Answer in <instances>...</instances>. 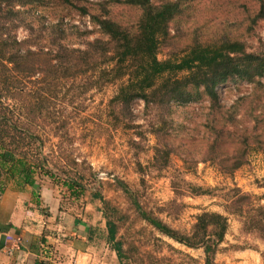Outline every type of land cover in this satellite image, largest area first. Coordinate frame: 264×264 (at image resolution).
Returning <instances> with one entry per match:
<instances>
[{
  "label": "rangeland",
  "instance_id": "374dc122",
  "mask_svg": "<svg viewBox=\"0 0 264 264\" xmlns=\"http://www.w3.org/2000/svg\"><path fill=\"white\" fill-rule=\"evenodd\" d=\"M2 1L4 11L15 5L19 13L13 22L19 38L33 35L41 48L58 49L53 43L63 42L78 49L106 41L99 20L133 31L140 16L125 0ZM155 1H176L181 8L161 58L197 38L207 44L237 40L264 55V0ZM42 78L38 74L27 83L24 100L48 97L43 110L30 116L37 117L32 132L44 141L54 175L36 174L34 188L8 181L0 169V195L7 187L29 186L38 195L32 207L38 203L44 216L61 205L107 231V221L113 220L130 264H205L202 248L162 234L141 216L134 197L182 232H189L203 212H218L227 216L229 228L215 262L264 264V230L258 224L264 216V77L220 86L219 111L202 89L188 104L157 107L135 100L117 107L114 85L84 91L85 80L62 81L64 87L52 97ZM71 179L83 188H69ZM102 240L109 258L112 246ZM114 264H120L116 256Z\"/></svg>",
  "mask_w": 264,
  "mask_h": 264
},
{
  "label": "trees",
  "instance_id": "16d2710c",
  "mask_svg": "<svg viewBox=\"0 0 264 264\" xmlns=\"http://www.w3.org/2000/svg\"><path fill=\"white\" fill-rule=\"evenodd\" d=\"M3 3L0 0V169L8 181L16 179L37 188L36 174L54 175L44 153V141L32 132L38 125L37 117L30 116L43 110L48 97L24 100L27 83L38 74L43 75L41 81L52 97L58 96L67 81L85 80L84 91L116 86L112 101L117 107H127L135 100L158 107L172 102L188 104L199 98L194 95L202 89L218 111L220 86L264 77V55L247 51L244 43L237 40L207 44L197 38L181 52L173 51L161 58L162 51L169 48L171 23L181 11L176 1L125 0L140 11L136 29H125L111 19L99 20L108 39H96L78 49L63 42L53 43L58 49L41 48L33 35L20 39L19 27L13 23L19 13L15 5H7L4 11ZM39 56L46 57V61H37ZM76 186L83 188L79 181L71 179L69 188ZM33 193L37 198L36 191ZM104 202L111 210L110 204ZM133 202L141 216L162 234L187 247L202 248L205 264H217L215 255L229 228L227 216L205 211L189 232H182L148 213L135 197ZM60 209L69 211L61 205ZM258 224L264 230V216ZM107 226L108 231L95 224L90 231L97 240L103 242L105 238L112 246L116 261L130 264L125 246L117 237V224L109 219Z\"/></svg>",
  "mask_w": 264,
  "mask_h": 264
},
{
  "label": "crops",
  "instance_id": "0c3cea01",
  "mask_svg": "<svg viewBox=\"0 0 264 264\" xmlns=\"http://www.w3.org/2000/svg\"><path fill=\"white\" fill-rule=\"evenodd\" d=\"M33 194L23 186L7 187L0 195V264L115 263V253L104 256L106 244L93 237L95 224H86L81 214L61 211L59 205L44 216L38 203L32 207ZM8 244L17 246L12 255L6 252Z\"/></svg>",
  "mask_w": 264,
  "mask_h": 264
},
{
  "label": "built area",
  "instance_id": "2783aa9c",
  "mask_svg": "<svg viewBox=\"0 0 264 264\" xmlns=\"http://www.w3.org/2000/svg\"><path fill=\"white\" fill-rule=\"evenodd\" d=\"M16 245H13V244H8L7 247H6V252L10 255H12L16 249Z\"/></svg>",
  "mask_w": 264,
  "mask_h": 264
}]
</instances>
